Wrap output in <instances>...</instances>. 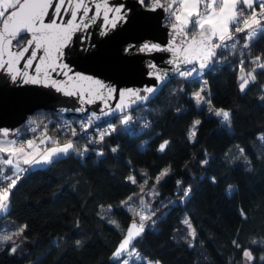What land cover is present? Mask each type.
<instances>
[{"label": "trees", "instance_id": "16d2710c", "mask_svg": "<svg viewBox=\"0 0 264 264\" xmlns=\"http://www.w3.org/2000/svg\"><path fill=\"white\" fill-rule=\"evenodd\" d=\"M164 2L171 6L170 0ZM259 21L244 27L236 47L220 53L219 64L199 76L177 74L146 105L128 112L130 125H121L115 116L116 131L99 143L103 155L77 133L70 142L79 151L24 172L11 191L8 212L0 216V237L14 235L19 247L10 255V242H0V264H119L110 256L130 220L140 221L127 200L140 198L143 187L152 185L159 195L144 200L156 214L145 221L147 227L133 245L146 261L246 264L242 249H248L254 257L248 264H264V140L259 136L264 134V69L258 67L264 63V35L247 43L249 30L264 26V18ZM193 23L190 35L196 29ZM256 57L261 58L258 63L253 62ZM240 69H255V81L243 92ZM203 79L208 100L231 113L230 124L222 123L208 105H197L193 93ZM56 112L36 110L18 133L23 138L43 133L54 137L52 142L67 141L70 131L46 121ZM196 121L200 124L195 138L189 139ZM164 140L169 143L159 151ZM85 145L88 150L80 155ZM238 146L243 153L231 157L229 151ZM165 167L168 175L157 183ZM178 180L192 189L183 202ZM105 208L118 225L103 213ZM185 218L195 229V239L182 222ZM20 228L25 229L22 234Z\"/></svg>", "mask_w": 264, "mask_h": 264}, {"label": "snow or ice", "instance_id": "6c2138e0", "mask_svg": "<svg viewBox=\"0 0 264 264\" xmlns=\"http://www.w3.org/2000/svg\"><path fill=\"white\" fill-rule=\"evenodd\" d=\"M141 4L145 2V0H139ZM256 0H239L241 6L247 5L248 8H252L253 4ZM211 4L207 5V8H211ZM156 7H163V5L157 3L153 5V10ZM193 7H196V4H193ZM222 7H228L227 0H225V5ZM104 8L105 11L103 13V30L100 32L101 36H105L108 34V31L111 29H115L118 24L123 25L128 23V13L129 10L125 8L123 4L115 7L108 6V0H104ZM260 15L264 17V0H260L259 4ZM49 9L51 10V15L49 14ZM96 11L93 15H89V12L92 11L89 8L86 0H77L75 5L73 6L72 0H0V20H2V30H0V59L3 58V53L7 51L9 59L4 61L3 64H0V67H7L8 71L11 73L12 81H16L18 76H25L27 79L24 80L25 83L39 84L45 83L51 87H55L58 91H64V88L67 86L75 87L77 82L87 81L90 84L96 85L95 97L96 99L103 100L104 104L107 106L108 101L104 98V90L106 88L105 84L98 80L94 79L92 76H85L78 72H72V69L68 64L64 63V57L73 50V36L77 32H81L82 35L77 37L80 41V50L84 53H89L91 48H94L95 45L90 43V36L84 33H87L89 26L96 22V18L100 16L99 5H95ZM109 13H112V16L109 17ZM70 16L71 19L65 21L64 23H57L56 18L59 17L61 20L64 19L65 16ZM79 15V22H77V17ZM189 16L193 15V13H189ZM198 15V13H197ZM206 15H210V13H206ZM45 17L48 18V23H45ZM85 18H87V22H85ZM179 20V16L176 17ZM231 19H235V17H228L216 20L215 22L210 18L198 19L193 23V27H199L203 29L205 24L211 25V32L213 36L217 35L219 32L218 39L222 42L220 44L212 45L208 50L201 51L196 53V57H202L201 62L197 65L193 62L192 59H189L187 54L183 57V63L185 65L191 64L192 67L190 69L181 70L177 60H171L169 63L176 64V68L172 71L176 72L181 77H193L199 76L201 73L206 71L207 69L212 67V64L215 62V57L217 52L216 48H226L228 44L226 41H231L233 38L228 34V22ZM260 21L257 19L255 14L251 17V24L258 25ZM246 27H251L248 20L244 21ZM175 28V25H173ZM236 31H243V29L237 28ZM31 34V38L27 40V43L24 47L20 48L19 51L13 52L12 44L13 41H16L17 44L21 43V38ZM258 35H264V26L260 27L258 30H254L248 34L249 38H255ZM203 43V42H202ZM248 45H245L247 47ZM232 48H235L236 45L233 42L231 45ZM31 49V52H29ZM134 48L132 46L126 47L125 51H133ZM141 51H173L174 53L177 51L175 48L166 47L161 48L158 44H144ZM43 52V56H37L38 52ZM181 51H186L181 49ZM24 59L25 63L23 67L25 69L32 66L33 60H39L40 64H44L45 66L41 68L39 64L36 66V75L29 76L28 73L21 72L18 68L15 67V62ZM260 57H256L254 63H258L260 61ZM244 61H241V68H243ZM149 67H155V65H150ZM258 67L260 69H264V63H258ZM69 72H72V75H69ZM255 72V69H253ZM253 72L248 73V79L241 77L242 82L239 87L243 92L246 86L250 83V81H255V75ZM51 73H55L57 75H63L67 77V81L65 83H61V81L57 79L51 78ZM156 76L158 81H163L167 78L169 73H153L149 72V76ZM42 76V78H41ZM109 97L112 96V93L115 92V89L108 88ZM145 92L148 94H152L156 91V85L151 87H146L142 90H134L131 88L124 89L119 93V102L115 105L114 108L108 107V110L105 111L104 108L100 109V115L102 116H115L116 112H122L124 115L119 117L120 123L123 126H128L132 122V117L125 112V109L129 107L128 103H126V99L129 97H134L136 101H146L150 99L149 95H142L141 92ZM203 91V89H201ZM69 96L74 94L83 96V93H74L73 91H68L66 93ZM93 95L92 91L88 92L89 98L84 100V103L92 104L94 101L91 98ZM194 98L196 100L197 105L203 103H210V101H204V97L200 94V92L195 93ZM77 111H86L83 107L77 109ZM210 111H212L210 109ZM214 115L216 117H220L222 123L228 125L231 123L230 115L231 113L224 109H216L214 111ZM96 113H92L90 117L87 118L86 121L81 122V128L83 131H87L91 126L94 120L99 119ZM200 124V121H196L193 125V131L190 133L189 139L195 138V129L196 126ZM5 135L8 134L7 129H2ZM116 131V127L112 124H109V129L104 132L99 133V140L102 141L106 135H110L111 132ZM72 135L76 136L77 133L75 130L72 131ZM51 139V138H48ZM264 140V137H261ZM46 141L42 140L41 144ZM95 143L97 141H90ZM11 143H15L12 141ZM168 141H164L159 146V151H163L168 145ZM33 142L29 140L27 145L29 148L32 147ZM71 151H79L75 148L72 142H68L63 146H56L47 149L46 154H43L40 159H24L23 163L25 165H29V168H21L19 160H17L14 164L13 159L11 158L13 153L10 152L7 148H0V153L8 152L9 158L3 160V164L6 166H12L14 164V170L12 168H0V183L7 182V185L4 187H0V212H8L10 208V195L12 189L16 186L18 180L21 179V174L30 170L31 167L37 166L40 164H51L54 159L61 155H68ZM88 150V146L85 145L83 151H80V155H83L84 152ZM18 151L23 153L24 149L21 146ZM113 152H116L117 149L113 148ZM243 153V149L240 150ZM99 155H103V153H99ZM203 164H207L208 161H202ZM11 171V175H8L7 172ZM168 172L165 171L161 173L159 177H157V183L164 177L167 176ZM128 180L132 183H136L134 177H128ZM177 189L178 195L180 197V202L187 199L191 195V186L183 187V181H177ZM151 196L159 195V193L152 192L148 194ZM132 197H129L131 200ZM127 206V201L123 202ZM140 203L142 208L139 212H136L140 217L139 227L135 223H133L125 235L124 239L121 241L120 245L117 247L115 252H113V259L119 261V258L123 256L130 247H132L133 241L136 240L145 230L144 225L146 220H151L153 216H155V212L151 210L149 204L145 202L143 198H141ZM111 207V206H110ZM130 211H136L129 206ZM146 213V214H145ZM189 229V236L195 239L196 232L195 229L192 228L190 221L186 218L183 221ZM155 221H153V224ZM24 228H20L19 233L24 232ZM0 242H10V252L9 254H15L18 249V245H15L13 236L6 235L0 237ZM79 243V241L77 242ZM253 244H256L257 241L253 240ZM233 244L238 249L241 248V245L238 241H233ZM192 246L191 244L189 245ZM133 254L142 261V264H152L151 261H146L144 258L139 257V254L136 253L134 247H132ZM243 258L247 262H251L254 260V257L248 249H242ZM264 259V258H261ZM120 264H130L129 259H124ZM155 264H159V261H156Z\"/></svg>", "mask_w": 264, "mask_h": 264}, {"label": "water", "instance_id": "95a60500", "mask_svg": "<svg viewBox=\"0 0 264 264\" xmlns=\"http://www.w3.org/2000/svg\"><path fill=\"white\" fill-rule=\"evenodd\" d=\"M76 2L77 0H72L73 6ZM86 3L92 9L89 15H93L96 11L95 5H99L100 16L96 18L95 23L89 26L87 33H84L90 36V43L95 45V47L91 48L89 53L82 52L80 50V41L77 39L82 33H75L73 36V50L64 57V63L69 65L72 72L92 76L94 79L102 81L106 86L104 98L108 101L107 106L103 100L96 99L95 92L97 86L87 81L77 82L75 87L67 86L64 88V91H58L55 87H51L45 83H25L24 80L27 79L25 76H18L16 81H12L11 73L7 67H0V130L7 129V135H15L18 133L26 123L28 116L38 109H52L70 115H80L92 110L100 115L101 108L107 111L108 107H115L119 102V93L122 90L128 88L142 90L146 87L156 85V91L152 94L141 92L142 95L150 96V99L146 101L132 103L135 100L134 97L126 99L129 107L125 109V112L131 111L142 103L149 102L167 83L176 77L177 73L172 70L177 65L169 63V61L177 60L181 70L190 67L191 64L185 65L183 63V57L187 54L188 58L192 59L198 65L202 57H196V53L206 51L212 45L216 44L206 33L191 36L188 30V24L183 19L166 23V17L170 11V7L164 0H158V3L163 5V7H156L155 10H153V5L157 3V0H145L143 4L139 0H108L109 7L123 4L129 10L128 23L123 25L118 24L115 29L109 30L107 35L101 36L100 32L103 30L104 25V0H86ZM49 14L51 15L50 9ZM111 16L112 13H109V17ZM69 19L71 17L67 15L63 20L57 17L56 22L64 23ZM48 22V18L45 17V23ZM77 22H79V15ZM85 22H87V18H85ZM173 25H175V28ZM0 30H2V20L0 21ZM30 38L31 34H28L24 36V40L20 44L13 41L11 50L13 52L19 51L20 48L26 45L27 40ZM146 43L149 45L158 44L162 49L172 47L177 51L175 53L171 50L141 51L140 49ZM129 46H132L134 50L126 52L125 48ZM181 49L186 51H181ZM215 51L217 52V48ZM29 52H31V49H29ZM37 56H43V52H38ZM8 59V53L5 51L3 58L0 59V64H3ZM24 63V59H20L15 62V67L21 72L26 71L29 76L36 75L35 69L38 64L41 68L45 66L44 64H40L38 59L33 60L32 66L27 69L23 67ZM150 65H155V67H149ZM72 72H69V75H72ZM149 72L169 73V75L161 82L156 79L155 75L149 76ZM51 78L61 81L62 84L67 81V77L55 73H51ZM108 88L115 89L111 97L108 95ZM68 91L83 93V96L77 94L69 96L66 94ZM89 91L93 93L91 98L94 102L92 104L83 102L89 98ZM82 107L86 111H77V109ZM121 113L117 111L115 116ZM100 116L105 119L114 117ZM0 135L5 134L3 131H0ZM133 223L139 227L140 221L136 218L130 220L113 252L120 245ZM146 227L147 222L144 225L145 229ZM136 240L133 241L132 246ZM113 252L110 256L112 260H114Z\"/></svg>", "mask_w": 264, "mask_h": 264}, {"label": "built area", "instance_id": "2783aa9c", "mask_svg": "<svg viewBox=\"0 0 264 264\" xmlns=\"http://www.w3.org/2000/svg\"><path fill=\"white\" fill-rule=\"evenodd\" d=\"M218 1H222V0H218ZM259 4H260V0H258L256 5L254 7H252V8L239 9L238 16L231 23V26L228 29V34L231 35L233 39L231 41H226L225 42V43L228 44V47H226V48H217V55L214 58L215 62L212 64L211 68H213L214 66H216L217 64H219L221 62V57H220V53L221 52L225 51L226 49L232 48L231 45H232L233 42L235 43V45H237L240 42L239 33L241 31L238 32V31H236V29L237 28L244 29V27H245L244 21L245 20H248L249 23H250L251 22V17H252L253 14H255L257 16L258 20L264 18V17H262L260 15ZM170 5H171L170 6V11H169V13L167 14V17H166V23H171V22L176 21L177 20L176 17L178 15H180V12H181V9H182V6H183L182 0H170ZM215 43L216 44H220L222 42L217 37V39L215 40ZM190 68L191 67H186V68H184L182 70L190 69ZM211 68H209V69H211ZM145 105H146V103H145ZM128 112H130V110L127 111L126 113H128ZM92 113H95V112L90 110V111H87V112L82 113L80 115H70V114H65L63 112L57 111L55 114L50 115L46 119V121L47 122L56 123L57 127L59 129H62L64 132L70 131L69 137L66 139L67 141H71L72 140V138H73L72 131L75 130L76 133L80 134V136L86 137L88 143L93 145V149H95V151L97 153H102L103 148L99 145V143L101 142L99 140V133L104 132L105 130H108L109 129V124H112V125H114L116 127V122L113 120V118L115 116L112 117V118L105 119V118H102L99 114L96 113L98 116H100V118L97 119V120H94L93 123H92V126L85 132L81 128V122L82 121H86L87 118L92 115ZM123 115H124V113H121V114H118L116 116L121 117ZM14 137H15V140H16L17 143L21 144L24 148L28 147L27 141L19 133H16L14 135ZM54 139L55 138L53 137L52 141ZM93 140H95L97 142H95V143L90 142V141H93ZM54 142H59V141H54ZM26 166L27 165H23L21 168H25L26 169ZM7 174L11 175L12 173H11V171H9V172H7Z\"/></svg>", "mask_w": 264, "mask_h": 264}, {"label": "rangeland", "instance_id": "374dc122", "mask_svg": "<svg viewBox=\"0 0 264 264\" xmlns=\"http://www.w3.org/2000/svg\"><path fill=\"white\" fill-rule=\"evenodd\" d=\"M199 3V7H198V15L197 13H195L193 15V22H195L196 20L198 19H205V18H210L212 19L214 22L218 19H220L221 17L223 18H228V17H237L238 15V11H239V8H242V7H247V5H243L241 6L240 3H239V0H227V4H228V7H222L225 5V0H222V1H218V0H199L198 1ZM211 4V8H207V5ZM255 4V3H254ZM253 4V5H254ZM169 6V5H168ZM206 13H210V15H206ZM179 18L181 19V16L178 15ZM235 19H231L229 22H228V29L230 28L231 26V23L235 20ZM211 25H208V24H205V27L203 29L199 28V27H196L195 30H193V32L191 33V36H196L195 34L199 31L201 32H205L206 34H209L210 37H215L212 35V32H211ZM256 30L255 28H252L249 30L248 34L252 31ZM201 32L199 34H201ZM216 36H219V32H217V35ZM253 38H249V36L247 35V43L251 42ZM192 67V65L190 66ZM249 72H253V70L251 71H245L244 69H240V80H241V77L245 78V79H248V73ZM204 73V72H203ZM202 74V73H201ZM200 74V75H201ZM253 75H255V72H253ZM242 82V80H241ZM240 82V83H241ZM205 87H207V81L205 79L202 80V86L201 88L199 89H196L194 91V95L195 93L197 92H200V94L204 97V101H209L208 98H207V95H206V92H205ZM201 89H203V91H201ZM201 105H208L209 106V109H211L212 111L210 112H214L217 108H214L213 105L211 103H201L199 106ZM193 131V129L191 130V132ZM190 132V133H191ZM260 137H264V134L263 133H260L259 134ZM35 137H27V141L31 140L32 142L35 141ZM242 148L241 147H233V149H231L229 151V153L231 154V157L233 158H238L240 157V155L242 154V152L240 151ZM2 157H5L4 155H2ZM8 159V158H7ZM5 165L2 163L0 164V168H3ZM165 171H169L168 170V167H165L163 170H162V173L165 172ZM152 192H156L157 193V186L156 185H152V188L151 187H148V186H144L143 187V192L141 194V197L139 198L138 196L135 197V199H138V200H135V199H131V200H127L129 201L128 202V206H130L132 209H135L136 211L134 212L135 215L136 212H139L142 208L141 206V203H140V200L141 198L143 199H149V200H153V198L155 196H149L148 194L149 193H152ZM5 213V212H0V216ZM103 213L108 217V219L113 222L114 224L118 225L119 223L112 217L110 216L109 214V211H108V208H105L103 210ZM146 214V213H145ZM186 219V218H185ZM193 228V226H192ZM6 236V234H5ZM13 238H14V235H12ZM135 248L136 250V253L139 254V257H142V258H145L138 250L135 246H132ZM132 247L126 252V254L119 259V261H117L119 264L120 262H122L124 259H129L130 261V264H134L138 261H140L135 254H133L132 252ZM246 264H248L247 261H245Z\"/></svg>", "mask_w": 264, "mask_h": 264}, {"label": "crops", "instance_id": "0c3cea01", "mask_svg": "<svg viewBox=\"0 0 264 264\" xmlns=\"http://www.w3.org/2000/svg\"><path fill=\"white\" fill-rule=\"evenodd\" d=\"M198 1L199 0H182L183 6H182V9L180 12V16H181V19L186 21L188 26L193 22V15L195 13H197V11H198V7H199ZM193 4H196V7H193ZM190 12L193 13V15L189 16L188 14ZM253 28L256 29V27H253ZM215 37H217V36H215ZM32 137L36 138L35 141H33L32 147L31 148H29V147L24 148L23 147L24 151H23V153H20L18 151V149L22 145L16 142L14 135H0V148L9 149L10 152L13 153L11 158L13 159L14 164L17 160H19L20 166L22 167L23 165H25L23 163L24 159H40V157L43 154H46L47 149H49L51 147H56V146H63L64 144L70 142V141L52 142L51 136H49L48 134H43V133H39V135L32 136ZM48 138H51V139H48ZM24 139L27 141V137ZM42 140H44L46 142L41 144ZM12 141H15V143H11ZM70 152H71V150H70ZM2 155H4L5 157H2ZM7 158H9L8 152L0 153V164H2L3 160L7 159ZM14 164L12 166H6L5 165L3 168H12L14 170ZM42 165H46V164H40L37 166H42ZM27 166H29V165H27ZM37 166H33V167H37ZM33 167H31V168H33Z\"/></svg>", "mask_w": 264, "mask_h": 264}]
</instances>
